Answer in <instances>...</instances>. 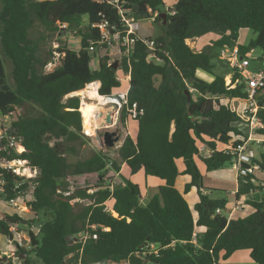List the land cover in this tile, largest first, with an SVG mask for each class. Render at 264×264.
Returning <instances> with one entry per match:
<instances>
[{"label":"trees","instance_id":"trees-1","mask_svg":"<svg viewBox=\"0 0 264 264\" xmlns=\"http://www.w3.org/2000/svg\"><path fill=\"white\" fill-rule=\"evenodd\" d=\"M112 1L0 0V113L21 109V118L13 127L23 138L25 151L14 157L40 170L33 181V199L27 205L34 219L42 216L38 232L31 228L27 231L31 249L17 247L16 252L4 256L0 248V264H14L15 260L22 264H218L220 259L227 260L244 250L249 251L255 264H264V183L255 175L237 177L236 200L256 190L261 192V200H245L253 212L228 220L227 215L216 213L226 211L228 200L203 194L204 176L196 164L197 158L207 173L233 165L235 156L228 147L243 144L248 128L242 126L244 122L231 110L229 101L245 99L244 85L230 68L227 84L226 74L212 72L215 66L207 48L195 51L186 44L217 33L220 38L209 48L237 47L244 58L259 49L264 57V0H177L165 24L158 16L153 21L160 30L154 40L169 56L160 54V63L148 61L147 48L137 42L129 65L122 60L116 69L108 56L88 51V41L98 38L94 25L105 21L119 26L120 17ZM119 2L132 10L136 20L151 19L156 12L166 11L162 0ZM84 16L86 27L82 26ZM37 27L51 33L61 32L63 27L77 31L80 47L57 48L59 65L46 73L44 68L52 54L44 52L40 42L31 37ZM241 30L252 31L256 38L246 46L239 45ZM97 54L101 56L94 68L92 59ZM2 56L11 63L14 90L7 85ZM118 68L126 73L130 69L128 100L144 112L135 120V140L125 135L117 150L119 163L101 152L68 162L67 155H74L88 138L82 135L84 104L77 96H67L100 82L98 94L109 97L120 85L116 79ZM198 70L212 75L213 80L208 83L196 79ZM189 79H193L191 84H187ZM257 104L263 128L257 129L254 136L264 138V96ZM127 120L126 114H121L119 123L125 128ZM201 147L209 151L207 157L200 155ZM263 155L260 161L253 160L262 169ZM178 160L184 167L181 173ZM122 164L132 176L143 171L145 177L163 182L158 195L145 206L137 184L122 176L114 185L105 182L104 174L120 172ZM91 174L97 175L93 187L77 189L67 197L61 191L58 194L66 190L68 178ZM179 176L191 179L183 193L175 187ZM5 179L7 199H12L14 195L8 189L16 178L6 175ZM192 189L198 199L193 209L184 198ZM90 190L92 193H88ZM77 200H85L84 205L77 206ZM110 200L116 216L105 211ZM21 222L16 214H0V236L9 237V226L19 227ZM34 222L27 223L31 227ZM83 232L96 239L75 242Z\"/></svg>","mask_w":264,"mask_h":264},{"label":"built area","instance_id":"built-area-1","mask_svg":"<svg viewBox=\"0 0 264 264\" xmlns=\"http://www.w3.org/2000/svg\"><path fill=\"white\" fill-rule=\"evenodd\" d=\"M111 3L118 11L120 17L119 26L111 25L105 21L94 25L93 28L98 32V38L96 40L88 41V51L90 53H102V55L108 56L109 60L112 58L116 60V63L126 60L129 65L136 43L141 42L147 48L148 61L160 63V54L166 57L169 56L154 39L144 38L139 35L140 28L138 20L134 18L133 12L130 8L125 7V5L120 3L119 0H114ZM157 16L158 13L156 12L150 20L153 22L154 18ZM98 54L94 55V58L92 59V64L94 66L98 64L99 56H101ZM220 56L226 61L232 74L236 73L241 77L244 85L245 99L232 100L233 102L243 104L242 115H238L231 107V110L241 117L248 126V136L246 141L234 148L231 146L228 147V149L231 150V153L235 156L233 165L237 172V177L255 175L257 172L264 174V169L261 168V165L253 162V153L248 147V144L252 142L255 146L260 147L264 154V138H257L254 136L257 129L263 128L262 122L257 117L259 109L257 104L259 100L257 96L258 93L264 91V71H248V62L246 61V58L240 56L237 47L222 48ZM116 79L120 84L122 83V79L117 77ZM126 79H130V69L126 73ZM99 87L100 82L96 89V93H98ZM127 93L118 95L117 97H112L111 95L109 97L101 96L108 102L105 105L104 108L106 109L104 110L106 111V114L107 112L111 113L113 127L119 122L118 120L120 119L121 114H126L128 119L135 121L144 113L143 109L139 108L136 103L129 102ZM263 96L264 93L262 98ZM17 111L18 109L15 108L12 112L6 114L0 113V214L2 213L1 208H13L20 200L23 202L26 200V203L32 200L33 190L35 188V183L33 181L40 175V170L31 167L27 160L14 157V155H20L25 151V148L22 145L23 138L13 127V123L18 120L14 118ZM107 127L109 128L111 125H108ZM6 175L16 178L12 188L8 189L9 192L14 195L12 199H7ZM25 184H27V188L24 189L22 187ZM57 192L58 194H61L60 191ZM62 195L64 194L62 193ZM105 211H107V209H105ZM216 213L220 214L221 211L217 210ZM9 232L10 240L14 241L17 247L26 246L27 240L29 239H27L19 230L18 225L15 224L9 226ZM90 237L93 240L96 239L95 235L83 232L76 236L75 242L84 243ZM196 238V233H194L192 236L193 243L196 242ZM14 264L22 263L15 260Z\"/></svg>","mask_w":264,"mask_h":264},{"label":"rangeland","instance_id":"rangeland-1","mask_svg":"<svg viewBox=\"0 0 264 264\" xmlns=\"http://www.w3.org/2000/svg\"><path fill=\"white\" fill-rule=\"evenodd\" d=\"M37 1H43V0H37ZM165 3V8L167 9L168 7L172 6L174 3H176L177 0H163ZM0 11H1V2H0ZM87 17L84 16L82 17V26L86 27L87 26ZM139 23V35H141L144 38H150V39H156L159 35H160V30L158 29V26L155 25L150 19H145V20H138ZM0 30H1V24H0ZM205 36L206 39H208L209 37L212 39V42L217 41L218 38H220V35L217 33H209L206 34L200 38H204ZM31 37L33 39H37L42 47V50L46 53H51L52 56L50 57V62L47 63V65L44 68V72H51L54 70L55 67H57L59 65V54L56 52L57 48H59L60 46H67V48L71 49V50H78L79 49V45H80V36L78 35L77 31H72L68 28H63L61 30V32H47L45 31L43 28L41 27H37L35 28L32 32H31ZM217 37V38H216ZM256 38V34L253 33L250 30H241L238 36V41L237 43L239 45H248L250 41L254 40ZM193 40H188L186 41V44L192 49L194 50V41ZM211 42V43H212ZM211 43L207 44V46H202L201 50H204L205 48H207L208 53H210L212 55V63L214 64L215 68L213 69V73L216 75H220V76H224L227 72H228V65L226 63V61L224 59L221 58L220 56V52L222 49L219 48H209V46H211ZM0 54H2V48L0 45ZM2 59L4 61V68H5V73H6V82L7 85L11 88V90L15 89V85L13 82V79L11 77V70H12V66L9 60H7L5 57L2 56ZM116 60H114L113 58L109 60V62H115ZM246 61L248 62V71L250 72H257V71H264V57L262 52L259 49H253L252 51H250L249 56H247ZM120 64V62L117 63V65ZM92 66H94L92 64ZM116 77L122 79V83L114 88L111 92V96L112 97H117L118 95L121 94H125L128 91V84H129V80L126 79V72H124L121 68H118L117 72H116ZM196 79H199L201 81L204 82H211L213 80L212 75L198 70L196 72ZM231 79V77H230ZM230 79L226 78L225 81L227 84H229ZM235 86V85H234ZM233 87V86H232ZM84 90V89H82ZM80 90L79 92H75L72 93L70 95H68L67 97H72V96H77L80 99L81 105L82 103L84 104L83 107V111H84V115H85V107L87 105H92V106H96L100 109L99 113L100 115H102L106 108H104V106H98L97 103L93 100H90L89 98L86 97V94L81 93ZM98 94V93H97ZM227 102V101H226ZM230 108L232 107V109H234L238 115H242V107L243 104L239 103V102H233L232 100L230 101L229 104ZM18 111L16 112L14 118L15 119H20L21 118V109L17 108ZM37 109L34 108V111H36ZM81 116H82V108H81ZM241 118V117H240ZM84 116L82 118V135L84 137H87L88 139L86 140V143H84L82 146L78 147V150L76 151V153L74 155L70 154L67 155V159L68 162L70 163H75L79 160H85L88 159L93 152H101L102 154L106 155L108 158H110L113 162L117 161L119 163V158L117 156V150L118 148L121 146L123 139L125 137V132H124V126L122 127V131L119 133L121 138H120V143H118L114 148L112 149H107L105 147H100L98 145V143L94 140V136L92 135V132L86 128V124L84 125ZM242 122H244V126L247 130L248 126H246V122L241 118ZM136 121L132 120V119H128L127 120V124L126 127L128 129L129 135L133 134L132 130L136 127ZM119 122L116 123L115 127H109L112 128L111 130H115L116 128L118 129L119 127ZM89 130V132L87 130ZM88 134L86 135L84 133ZM104 130V129H102ZM134 137V134L132 135ZM257 150V149H255ZM123 165V164H122ZM122 165H120V170ZM177 166L180 168H183V164L182 161H178ZM111 167H108V169L106 170L107 172H109L111 169ZM201 169L202 171L204 170L203 165H201ZM126 171V170H125ZM225 172L226 174H233V178H231L230 181H227V179H225L224 181L222 180H217L216 177L217 176H221V174L223 173H218V172ZM112 171H110L107 174H104V180L107 184L109 185H114L116 184L115 180L110 179V175ZM207 174V173H206ZM234 174L236 176V171H235V167L234 165H230V164H226L224 165V167L221 170L218 171H212L209 172L208 175H206V177H203V182L204 184H206L209 187H214V185L217 184H221L222 186L225 187V190H223V192H217V193H211L210 197L211 198H216V197H221V198H225L228 200L229 204H231L230 206L233 207V198L230 196V194L232 193V191L234 189H236V184H235V179H234ZM184 176H179L178 178V183H177V188L179 189V191L181 190V193H183L184 191V186H185V180L183 179ZM215 177V178H214ZM151 178V177H150ZM144 178L143 173L141 175H137L136 177V181L141 185V188L143 189V200H142V204L145 205L150 199L151 197L158 195V188L156 189L155 186H152L151 184V180L157 182L159 181V179L156 178ZM146 181V184H145ZM67 184H66V190L62 191L59 190L61 192H63V194L65 196H71L73 194V192L77 189H83L86 187H93L96 182H97V175L96 174H91V175H83V176H78V177H71L67 179ZM226 183V184H224ZM145 185H147V188L145 187ZM112 188V187H110ZM93 191V190H92ZM91 190L88 191V193L92 192ZM62 195V196H64ZM186 197L187 203L189 204L190 208L193 209L194 207V203H195V196H196V191L195 189H192L191 192H188L186 195H184ZM197 197V196H196ZM76 200L71 201V203H74ZM78 204L77 206H82L84 205L85 200H77ZM229 206V211L232 209ZM106 209L111 210V201L108 202L106 204ZM2 212L4 213H8V214H16L18 215L21 219L22 222L19 225V230L26 236L27 239V231L30 230V228L33 230L34 233H37L39 230V225L42 221V216H39L37 219H34L33 215H31L30 212H28V205L26 203V200L23 202L22 200L18 201L13 208H1ZM253 209L250 206H245L244 207V211L237 212V215H239V217H242L244 215H246L245 217H247L248 215H250L252 213ZM110 214H112L111 211H109ZM229 214V212H228ZM227 214V216H228ZM113 216H116L115 214H112ZM234 218V217H233ZM31 220H35L34 224L31 225V227H29V224L27 223L28 221ZM25 222V223H24ZM30 240H27V244L25 246L26 250L29 251L30 248ZM0 248L3 251L2 255L4 256H10L11 253L16 252L17 251V246L15 244L14 241H10L9 237H2L0 236ZM241 252V251H240ZM247 252V251H244ZM30 258H33V254L30 253L29 254ZM248 256V255H247ZM249 258V257H248ZM250 262L252 264H254L252 262V260L250 259ZM124 263L125 262H121ZM236 263V262H235ZM127 264V263H126ZM218 264H234V263H228L226 262V260H219ZM238 264H245L244 262H238Z\"/></svg>","mask_w":264,"mask_h":264},{"label":"crops","instance_id":"crops-1","mask_svg":"<svg viewBox=\"0 0 264 264\" xmlns=\"http://www.w3.org/2000/svg\"><path fill=\"white\" fill-rule=\"evenodd\" d=\"M162 2H163V5H164V7H166L165 6V3H164V1L162 0ZM177 2V1H176ZM175 4V3H174ZM174 4L172 5V6H170V7H168V8H172L173 6H174ZM240 33V32H239ZM141 36V35H140ZM142 37V36H141ZM206 37H208V36H205L204 38H198V39H193V41H194V50L195 51H201V47L202 46H207V44L209 43H211L212 41V39L209 37L208 39H206ZM217 38V37H216ZM219 39V38H218ZM217 39V40H218ZM192 41V42H193ZM80 46V45H79ZM250 54V53H249ZM249 54H247V56H249ZM247 56H246V58H247ZM97 65H95V66H93L94 68L96 67ZM229 67V66H228ZM229 72H230V70H229ZM230 77H231V74H226L225 75V79L226 78H228V79H230ZM229 104H230V101H229ZM136 124V127L132 130V133L134 134V137L132 136L133 134H131V135H129V132H128V129H127V127H125L126 128V134H128L133 140H135V138H136V135H137V122L135 123ZM248 147H249V149L252 151V153H253V157H254V160H258V161H260V159H261V155H263V150L260 148V147H257V146H255L252 142L251 143H249L248 144ZM255 149H257V150H255ZM200 155L201 156H203V157H207L208 155H209V151L206 149V147H201L200 148ZM264 156V155H263ZM178 161H181V160H178ZM178 161L176 162V165H177V163H178ZM183 164V163H182ZM196 164H197V166H198V169H199V171H200V173L204 176V178L206 177V175H208V173L206 172V168H205V166L196 158ZM201 165H203V167H204V170L202 171V169H201ZM177 169H178V171L181 173L182 171H183V169H184V167L182 168V167H178L177 166ZM126 170V171H125ZM236 171V170H235ZM143 173V171H140V172H138L137 174H135V175H131L130 174V171H129V169H128V167L125 165V164H123L122 165V167H121V170H120V172H118V173H115V172H111V174H109L110 176V179H113V180H115V182L116 183H118V182H120V177L122 176L123 178H125V179H128V180H130L131 182H133L134 184H137L138 186H139V188H140V190H141V193H142V196L144 195V193H143V189L141 188V185L136 181V177H137V175H141ZM207 173V174H206ZM219 174L220 173H223V174H221V176H217L216 177V179L217 180H225V179H227V181H230L231 180V178H233V174L231 175V174H226L224 171L223 172H218ZM143 175H144V173H143ZM255 176H256V179L260 182V183H264V174H262V173H259V172H257V173H255ZM144 178H145V180H146V178H150V177H145L144 176ZM151 178H153V177H151ZM150 178V179H151ZM179 178V177H178ZM178 178H177V180H176V183H175V187H176V189L179 191V189L177 188V183H178ZM180 178H181V176H180ZM215 178V177H214ZM157 179V178H156ZM183 179L185 180V183L184 184H187V183H189L190 182V177L189 176H184L183 177ZM234 179H235V181H236V179H237V172H236V176H235V174H234ZM145 184H146V181H145ZM151 184H152V186H155L156 187V189L157 188H159L160 186H162L163 185V182L161 181V180H159V181H157V182H155V181H153V180H151ZM224 184H226V183H224ZM235 184H236V182H235ZM256 185H258V183H256ZM236 186V189H234L233 191H232V193L230 194V196L233 198V207L232 206H230L231 204H228V207H227V209H226V211H224V212H222L221 211V213L220 214H222V215H227L228 214V212H229V214H228V216H227V218H228V220H230V219H238V218H244L246 215H244V216H242V217H239V215H237V212L238 211H240V212H242V211H244V207L245 206H247V205H245L244 204V201L245 200H251V201H256V202H259L260 200H261V192L259 191V190H256L255 192H253L252 194H250L249 196H247V197H245V198H241L240 200H236L235 198H234V196H235V193H236V191H237V184L235 185ZM145 187L147 188V185H145ZM203 187L204 188H206V190L205 191H203V194H205V195H207V196H209V198H211L210 197V194L213 192H215V193H217V192H223V190H225V187L224 186H222L220 183L219 184H217V185H214V187H209V186H207L206 184H204V182H203ZM192 191V190H191ZM190 191V192H191ZM180 193H181V190L179 191ZM197 196V195H196ZM195 196V203L197 202V197ZM152 198V197H151ZM184 198H185V200H186V197L184 196ZM211 199H221V197H216V198H211ZM143 200V199H142ZM111 201V208H112V204H113V200H110ZM110 201H108V202H110ZM187 201V200H186ZM107 202V203H108ZM149 202V201H148ZM147 202V203H148ZM106 203V204H107ZM146 203V204H147ZM194 203V204H195ZM141 204H142V202H141ZM145 204V205H146ZM143 205V204H142ZM145 205H143V206H145ZM229 206H230V208H232L230 211H229ZM107 211H111V210H108L107 209ZM112 212V211H111ZM253 212V211H252ZM2 213H4V212H2ZM1 213V214H2ZM113 214V213H112ZM234 217V218H233ZM198 231H203V229H199ZM11 241V240H10ZM245 251V250H244ZM244 251H237V252H235L229 259H227L226 260V262H228V263H234V264H238V262H244L245 264H252L251 262H250V253H249V251H247V252H244ZM2 253H3V251H2ZM248 255V256H247ZM249 257V258H248ZM252 260V259H251ZM236 262V263H235ZM253 262V261H252ZM254 263V262H253ZM103 264H117V263H111V262H107V263H103ZM119 264H124V263H119ZM126 264V263H125ZM255 264V263H254Z\"/></svg>","mask_w":264,"mask_h":264},{"label":"water","instance_id":"water-1","mask_svg":"<svg viewBox=\"0 0 264 264\" xmlns=\"http://www.w3.org/2000/svg\"><path fill=\"white\" fill-rule=\"evenodd\" d=\"M174 8H167L165 12L159 13L158 17L163 20V24H165V18L167 14H171L174 12ZM114 69L117 68V63L115 62L112 66ZM193 82V79H189L187 81V84H191ZM264 91L258 93V100H262V95H263ZM186 94L188 95L189 92L187 91ZM120 121V119L118 120ZM111 125V127L113 128V119H112V115L110 112H107L103 122L100 124V129L96 130L95 132V136H94V140L98 143V145L100 147H105L107 149H112L114 148L118 143H120V132L122 131V125L119 124L118 129L116 128L115 130H111L112 128H108L107 126ZM104 129V130H102ZM124 132L126 134V128H124ZM25 223V222H24ZM68 239H70V237H68ZM26 256H23L21 258H25ZM6 260V258L4 259Z\"/></svg>","mask_w":264,"mask_h":264},{"label":"bare ground","instance_id":"bare-ground-1","mask_svg":"<svg viewBox=\"0 0 264 264\" xmlns=\"http://www.w3.org/2000/svg\"><path fill=\"white\" fill-rule=\"evenodd\" d=\"M99 86V82H93L89 84L81 93L86 94V97L97 103L98 106H104L108 103L104 98L96 93V89ZM79 92V91H78ZM85 124L86 128L95 135L96 130L100 129V124L103 122L106 111L100 115V109L96 106L87 105L85 107ZM99 110V111H98Z\"/></svg>","mask_w":264,"mask_h":264}]
</instances>
